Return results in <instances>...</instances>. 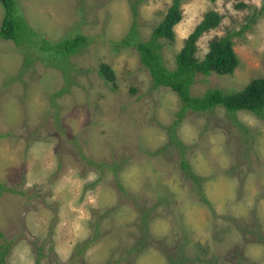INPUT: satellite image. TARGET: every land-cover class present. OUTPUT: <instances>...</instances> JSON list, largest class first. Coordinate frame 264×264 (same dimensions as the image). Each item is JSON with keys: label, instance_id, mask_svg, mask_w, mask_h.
Here are the masks:
<instances>
[{"label": "rangeland", "instance_id": "1", "mask_svg": "<svg viewBox=\"0 0 264 264\" xmlns=\"http://www.w3.org/2000/svg\"><path fill=\"white\" fill-rule=\"evenodd\" d=\"M13 1L49 42L90 40L61 60L0 39L5 263L264 264V119L222 107L178 119L177 96L153 88L135 48L120 43L130 32L147 41L172 0ZM262 5L182 0L164 64L174 68L185 39L215 11L222 19L197 40L196 57L242 30L232 39L239 65L197 76L191 94L263 78ZM4 15L0 4V25ZM101 65L112 80L99 76Z\"/></svg>", "mask_w": 264, "mask_h": 264}, {"label": "trees", "instance_id": "2", "mask_svg": "<svg viewBox=\"0 0 264 264\" xmlns=\"http://www.w3.org/2000/svg\"><path fill=\"white\" fill-rule=\"evenodd\" d=\"M181 1L172 0L163 20L152 30L147 41L137 40L135 33L130 32L120 41L121 45L135 48L141 66L150 75L153 88L162 87L177 96L179 102L178 119H182L187 112L206 114L217 107H222L227 113L247 112L264 119V77L252 79L243 89L235 92L225 93L218 89H207L199 96L191 94V87L197 76L229 75L239 65L232 39L240 35L242 30L239 33L228 32L223 37L213 39L209 42L208 51L204 57L201 60L196 57L197 40L203 33L217 28L222 19L217 12H207L185 39L181 50L175 55L173 69L164 64L161 46L164 41H174L173 28L182 20ZM0 4L5 11L0 25V39L9 41L18 48L25 50L33 48L41 54L50 53L54 58L63 60L76 54L89 43L90 39L84 35H76L70 39L51 43L40 37L29 26L16 11L13 0H0ZM263 10L264 0L260 14ZM98 74L105 81L113 79V72L107 65H101ZM97 166L101 168L105 164L101 163ZM180 166L188 177L195 182L197 181V177L191 173L190 165L182 158ZM1 190H6L2 184H0ZM202 200L206 202L204 197ZM0 250V264H6L4 256L7 253V246H0Z\"/></svg>", "mask_w": 264, "mask_h": 264}]
</instances>
